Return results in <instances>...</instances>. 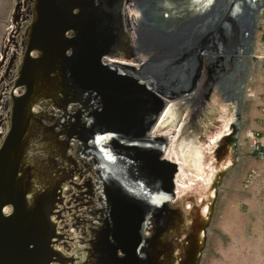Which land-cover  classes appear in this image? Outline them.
<instances>
[{"label": "water", "instance_id": "obj_1", "mask_svg": "<svg viewBox=\"0 0 264 264\" xmlns=\"http://www.w3.org/2000/svg\"><path fill=\"white\" fill-rule=\"evenodd\" d=\"M161 1L35 0L19 68L22 76L39 38L48 50L58 46L80 92L98 95L65 125L60 140L68 149L99 151L92 169L111 192L107 239L127 261L139 256L151 213L175 205L177 163L161 157L166 139L147 136L155 118L173 105L178 121L185 119L207 149L214 178L206 216L197 198L190 199L188 209L173 218L168 244L161 245L155 264H199L221 179L239 160L247 70L237 61L245 41H254L255 17L264 0H213L197 10H174ZM13 10L14 1L0 48L11 31ZM127 12H139L142 26L129 24ZM66 31L70 36L65 39ZM125 51L134 64H106L111 53ZM4 58L5 52L0 61ZM11 64L8 57L0 74L1 91L9 85ZM37 73L22 106L34 116L33 101L56 89L48 73ZM227 99L235 102L236 111ZM45 140L43 133L27 132L15 123L0 129V264H97L88 255V238L77 235L64 192L68 176L62 175L63 164L46 154ZM103 143L106 148L98 149Z\"/></svg>", "mask_w": 264, "mask_h": 264}, {"label": "bare ground", "instance_id": "obj_2", "mask_svg": "<svg viewBox=\"0 0 264 264\" xmlns=\"http://www.w3.org/2000/svg\"><path fill=\"white\" fill-rule=\"evenodd\" d=\"M212 1L162 0L160 5L171 6L174 10H197L199 8L203 9ZM35 5V0H14L11 31H6L0 48V56L5 52L4 60L0 61V74L7 58L10 57L12 60L7 76L8 81H10L9 85L5 90H0V129L6 123H15L25 128L27 132L43 133L45 135L46 145H44L49 150L46 151V154L51 158L53 154V156H58V163L61 164L62 162L63 164L61 167L62 175L68 176L67 188L64 189V192L74 218L77 235L88 238V249L90 251L88 255L91 260L97 262V264H155L161 256V245L166 246L168 244L166 238L170 234L173 218L176 215L180 216L183 210L188 209L190 199L197 198L198 208L203 212L202 216H206L214 178L212 165L208 163L207 149L199 143L197 135L189 131L185 119L178 121V113L170 107L173 105H167L162 113L155 118L153 127L147 132V136H158L166 139V147L161 157L177 163L178 172L173 179L175 205L167 204L151 213L143 230L144 244L139 256L133 261L123 260L107 239L109 233L107 211L111 192L92 169V163L99 156V151L89 147L68 149L60 140L65 125L74 120L83 109H88L94 104L98 95L80 92L78 84L69 77L66 66H63L57 52L59 50L58 46L50 45L48 50L46 47L44 48L39 38L31 49L30 59H33V61H29L25 73L22 76L20 74L22 68H19L22 63L21 54L27 44L26 37L29 34V24L35 16ZM236 9L237 5L234 4L232 15L236 13ZM82 10L87 11L88 9L84 8ZM259 15L260 11L255 17L256 23L259 20ZM85 17L84 22L86 21ZM125 17L129 24L134 25L136 23L139 27L142 26L139 12H136V15L133 16L127 12ZM79 21L81 22V17ZM23 34L26 37H23ZM38 34L39 28H37ZM62 35L66 39L68 35L70 36V32H63ZM251 39L252 37L242 45L237 61L239 66L247 70L242 99L247 97L249 91L254 94L247 86L251 70L256 69L251 60V56L256 50L255 42ZM129 42L131 43V40H128ZM126 53L129 54L127 51L125 53H111L105 62L106 64L115 65L134 64V60ZM38 71L48 73V78H46L48 81L53 82V87H56V89L50 90L48 94L46 93L42 98L43 100L36 99V102L33 101V108L36 107L37 109V115L34 116L32 113L27 112L29 110L25 108L26 106H22L25 103L24 96L26 97L29 87L34 84V77L41 74H38ZM254 76L255 79L252 78V82L254 89L258 88V92L261 79L259 71L255 72ZM162 102L165 106L166 101L163 100ZM227 102H229V107L236 111L235 102L228 99ZM248 134L249 132L246 131V135ZM238 136L241 138L240 133ZM105 145L103 143L98 149L106 148ZM209 185L210 187L206 189ZM175 207H177L176 210H174Z\"/></svg>", "mask_w": 264, "mask_h": 264}, {"label": "rangeland", "instance_id": "obj_3", "mask_svg": "<svg viewBox=\"0 0 264 264\" xmlns=\"http://www.w3.org/2000/svg\"><path fill=\"white\" fill-rule=\"evenodd\" d=\"M13 1L0 0V42L8 25ZM252 78L255 79V76L250 73L247 86L254 94L247 92L241 110L239 160L221 179L199 264H264V179L256 180L248 190L240 185L244 176L240 152L247 150L246 131H252L249 125L258 119L255 112H259L261 93H264L262 78L258 92L257 87L254 89ZM253 190L257 193L255 206L237 197L240 193H251Z\"/></svg>", "mask_w": 264, "mask_h": 264}, {"label": "built area", "instance_id": "obj_4", "mask_svg": "<svg viewBox=\"0 0 264 264\" xmlns=\"http://www.w3.org/2000/svg\"><path fill=\"white\" fill-rule=\"evenodd\" d=\"M254 42L256 50L252 54V62L256 66V69L253 68L250 73L254 74L255 72L259 71L264 89V3L260 12L259 20L257 22ZM261 95L263 96L262 100H264V93H261ZM258 108L259 112L264 115V105H260ZM257 123L259 125L264 123V119H257ZM247 139V149L249 150V153L252 154L259 162H261L263 166L260 169L252 168L245 174L242 183L244 190L250 189L256 180L261 181L264 179V135L260 134L259 131L252 130L247 135Z\"/></svg>", "mask_w": 264, "mask_h": 264}, {"label": "crops", "instance_id": "obj_5", "mask_svg": "<svg viewBox=\"0 0 264 264\" xmlns=\"http://www.w3.org/2000/svg\"><path fill=\"white\" fill-rule=\"evenodd\" d=\"M260 104L264 105V100H262ZM255 114L256 116H258L257 117L258 119L259 118L264 119V115H262L260 112L256 111ZM249 130H256V131H259L260 134L264 135V123L259 125L257 121L256 123L251 121V124L249 125ZM240 165H241L242 171H244V176L250 169L252 168L260 169L263 166L261 162H259L252 154L249 153L248 149L247 150L244 149V152H240ZM244 176H243V179H244ZM237 197H239L243 202H246L249 205L255 206L257 204L256 190H253L251 193L250 192L240 193Z\"/></svg>", "mask_w": 264, "mask_h": 264}]
</instances>
